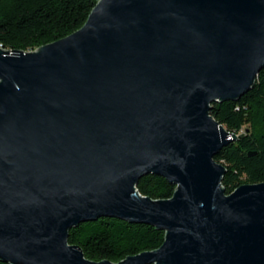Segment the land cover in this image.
Masks as SVG:
<instances>
[{
  "label": "water",
  "instance_id": "95a60500",
  "mask_svg": "<svg viewBox=\"0 0 264 264\" xmlns=\"http://www.w3.org/2000/svg\"><path fill=\"white\" fill-rule=\"evenodd\" d=\"M264 68V0H98L76 31L0 46V261L264 264V182L225 193L214 156L243 136L210 114ZM175 185L142 195L146 174ZM100 217L164 232L113 262L72 227Z\"/></svg>",
  "mask_w": 264,
  "mask_h": 264
},
{
  "label": "trees",
  "instance_id": "16d2710c",
  "mask_svg": "<svg viewBox=\"0 0 264 264\" xmlns=\"http://www.w3.org/2000/svg\"><path fill=\"white\" fill-rule=\"evenodd\" d=\"M98 0H0V46L30 51L79 29ZM210 114L241 138L221 148L214 159L222 163V186L230 193L243 183L264 182V68L252 88L238 100L211 103ZM136 187L145 196L166 199L175 185L164 177L146 174ZM164 232L143 223L100 217L72 227L69 243L85 257L117 262L128 255L158 248ZM0 264H9L0 261Z\"/></svg>",
  "mask_w": 264,
  "mask_h": 264
}]
</instances>
